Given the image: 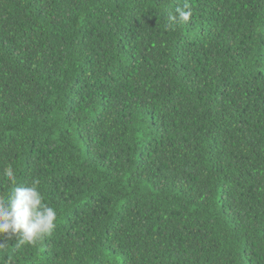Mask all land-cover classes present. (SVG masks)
<instances>
[{"label":"trees","instance_id":"obj_1","mask_svg":"<svg viewBox=\"0 0 264 264\" xmlns=\"http://www.w3.org/2000/svg\"><path fill=\"white\" fill-rule=\"evenodd\" d=\"M0 0V200L56 228L0 264H264V0Z\"/></svg>","mask_w":264,"mask_h":264},{"label":"clouds","instance_id":"obj_2","mask_svg":"<svg viewBox=\"0 0 264 264\" xmlns=\"http://www.w3.org/2000/svg\"><path fill=\"white\" fill-rule=\"evenodd\" d=\"M191 16L192 8L184 0L183 7L177 6L175 13H169L170 26L187 23ZM2 176L12 188L7 197L0 200V234L8 240L16 237V248L25 244L35 246L55 230L57 210L45 202L38 178L30 184L20 183L11 165L4 169ZM4 246L0 241V249Z\"/></svg>","mask_w":264,"mask_h":264}]
</instances>
